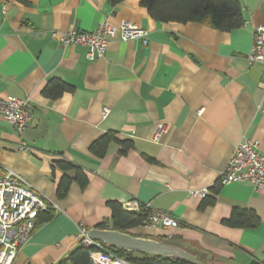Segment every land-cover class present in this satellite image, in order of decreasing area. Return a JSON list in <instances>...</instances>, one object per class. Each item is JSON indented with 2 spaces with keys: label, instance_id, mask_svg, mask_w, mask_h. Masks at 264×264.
<instances>
[{
  "label": "crops",
  "instance_id": "1",
  "mask_svg": "<svg viewBox=\"0 0 264 264\" xmlns=\"http://www.w3.org/2000/svg\"><path fill=\"white\" fill-rule=\"evenodd\" d=\"M239 1L244 25L232 31L156 21L142 0H16L6 14L0 4V96L31 102L24 137L33 149L19 150L15 129L0 116V169L21 176L56 210L15 264H58L80 245L82 229L111 227L110 203L133 201L179 222L168 232L141 226L136 236L170 240L212 264L264 263V188L220 183L244 140L259 142L264 155V67L248 60L254 30L264 26V0ZM103 21L130 22L149 32V44L117 37L91 62L87 48L51 36L94 32ZM54 80L72 91L46 97ZM160 127L166 132L158 137ZM109 133L131 144L113 141L100 157L91 146ZM60 162L81 169L86 185ZM65 176L73 181L60 198ZM202 190L209 194L191 196ZM236 208L255 212L259 226L226 225Z\"/></svg>",
  "mask_w": 264,
  "mask_h": 264
},
{
  "label": "built area",
  "instance_id": "2",
  "mask_svg": "<svg viewBox=\"0 0 264 264\" xmlns=\"http://www.w3.org/2000/svg\"><path fill=\"white\" fill-rule=\"evenodd\" d=\"M16 0H0L6 14L8 6ZM53 39L58 40L64 47L83 46L87 48V58L93 62L105 57L109 43L119 37L121 41L142 40L144 46L150 41L148 31L123 21L119 27L111 26L107 21L99 24L94 32L52 31ZM248 60L251 64L258 63L264 67V26L254 30L253 43ZM110 114L104 110V119ZM0 116L11 125L19 139V150L31 153L33 149L25 140V132L32 119V105L29 100L0 96ZM166 132L160 127L157 136ZM250 182L255 190L264 188V155L260 152V143L244 140L235 149L234 155L225 170L221 173L222 185ZM208 190L191 192V196L206 197ZM55 209L39 192L29 187L25 180L11 170L0 169V264H15L20 249L30 239L37 226L40 213ZM124 210L131 213L149 211L145 225L171 231L179 228V222L166 211H150L149 205L141 206L133 201ZM83 227V226H82ZM81 242L91 251L93 264H130L115 256L110 246L105 243L94 242L88 236V231L82 229Z\"/></svg>",
  "mask_w": 264,
  "mask_h": 264
},
{
  "label": "trees",
  "instance_id": "3",
  "mask_svg": "<svg viewBox=\"0 0 264 264\" xmlns=\"http://www.w3.org/2000/svg\"><path fill=\"white\" fill-rule=\"evenodd\" d=\"M116 5L124 0H108ZM142 4L147 8L150 16L156 21L163 23H200L207 24L221 31H232L244 25L243 7L239 0H142ZM72 87L60 80H54L48 84L44 90L46 97L57 99L64 93L72 91ZM113 141L121 142L114 133L106 134L91 146V150L98 156L103 157ZM123 143V142H121ZM127 148L131 143H123ZM60 167L64 170L77 169L76 180L82 185H86L87 178L84 172L71 163L60 162ZM73 179L65 176L58 185V197L63 198L69 189ZM220 187L212 191L214 196L207 199L208 204H214L215 196ZM112 211L111 227L101 226V229L112 228L124 233L136 236L132 231L144 226L148 218L149 211L143 210L141 213H131L124 210L118 203H110ZM55 209L49 212L40 213L37 219V226L49 221L55 214ZM233 228H256L260 224V218L251 210L234 209L230 219L224 222ZM162 241H167L160 239ZM93 248L86 247L82 242L72 251L68 257L58 264H93L91 251ZM110 251L117 257L126 260L130 264H193L181 259H166L162 257H151L146 254L131 253L110 247ZM252 264H264L253 262Z\"/></svg>",
  "mask_w": 264,
  "mask_h": 264
},
{
  "label": "water",
  "instance_id": "4",
  "mask_svg": "<svg viewBox=\"0 0 264 264\" xmlns=\"http://www.w3.org/2000/svg\"><path fill=\"white\" fill-rule=\"evenodd\" d=\"M88 236L94 242L105 243L111 248L131 253L146 254L151 257L166 259H181L193 264H212L197 253L170 240L162 241L154 238L133 236L112 228L91 229L88 232Z\"/></svg>",
  "mask_w": 264,
  "mask_h": 264
}]
</instances>
